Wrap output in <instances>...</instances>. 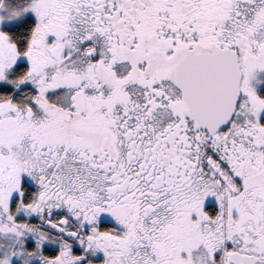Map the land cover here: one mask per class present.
I'll return each mask as SVG.
<instances>
[{"label":"snow or ice","instance_id":"obj_1","mask_svg":"<svg viewBox=\"0 0 264 264\" xmlns=\"http://www.w3.org/2000/svg\"><path fill=\"white\" fill-rule=\"evenodd\" d=\"M29 9L0 27V264H264V0L0 25Z\"/></svg>","mask_w":264,"mask_h":264},{"label":"trees","instance_id":"obj_2","mask_svg":"<svg viewBox=\"0 0 264 264\" xmlns=\"http://www.w3.org/2000/svg\"><path fill=\"white\" fill-rule=\"evenodd\" d=\"M11 2L16 6H23L25 0H11ZM35 20L31 17H27L22 20L19 24L12 27H4V29L12 32L13 34L20 35L26 32ZM14 86L12 85H0V91H12ZM28 85H22L21 88H26ZM20 90H16V94H19Z\"/></svg>","mask_w":264,"mask_h":264},{"label":"rangeland","instance_id":"obj_3","mask_svg":"<svg viewBox=\"0 0 264 264\" xmlns=\"http://www.w3.org/2000/svg\"><path fill=\"white\" fill-rule=\"evenodd\" d=\"M4 2L8 6V8H11V7H23V6L14 5L11 2V0H4ZM8 8H0V14H4L5 16H7ZM27 17H31L34 20H36L34 12L31 9H29V10H27L26 12H24L22 15H20L18 17H14L13 19H10V20L9 19H5L3 21V23H2V25H0V27L4 28V27L15 26V25L19 24L22 20H24ZM0 85H11V84H9L7 82L0 81Z\"/></svg>","mask_w":264,"mask_h":264},{"label":"flooded vegetation","instance_id":"obj_4","mask_svg":"<svg viewBox=\"0 0 264 264\" xmlns=\"http://www.w3.org/2000/svg\"><path fill=\"white\" fill-rule=\"evenodd\" d=\"M258 76V80L254 81V83L256 84L258 91L261 94H264V73H259Z\"/></svg>","mask_w":264,"mask_h":264}]
</instances>
